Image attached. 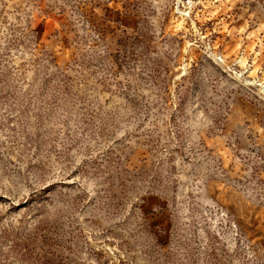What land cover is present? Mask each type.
<instances>
[{
    "label": "rangeland",
    "instance_id": "374dc122",
    "mask_svg": "<svg viewBox=\"0 0 264 264\" xmlns=\"http://www.w3.org/2000/svg\"><path fill=\"white\" fill-rule=\"evenodd\" d=\"M0 264H264V0H0Z\"/></svg>",
    "mask_w": 264,
    "mask_h": 264
}]
</instances>
